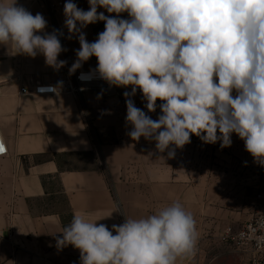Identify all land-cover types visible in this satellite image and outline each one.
<instances>
[{
    "label": "crops",
    "instance_id": "0c3cea01",
    "mask_svg": "<svg viewBox=\"0 0 264 264\" xmlns=\"http://www.w3.org/2000/svg\"><path fill=\"white\" fill-rule=\"evenodd\" d=\"M72 2L89 9L88 0ZM65 3L17 0L44 16V32H56L66 49L58 56L67 62L59 70L46 65L42 54L33 58L16 54L10 43L0 45V134L7 149L0 157V264H80L79 250L57 248L55 239L74 214L111 229L125 217H146L177 201L193 215L199 237L194 252L176 264H201L197 254L231 241L226 232L235 233L256 212L254 193L264 187V166L254 162L235 133L226 148L192 135L183 148L169 146L172 158L169 150L158 152L154 140L133 141L126 122L127 86H116L118 94L98 86L77 94H20L31 88L30 80H56L68 61L77 59L79 33L69 34L65 27ZM81 31L93 42L104 29L96 23ZM138 90L136 107L143 109ZM154 114L158 119L160 107Z\"/></svg>",
    "mask_w": 264,
    "mask_h": 264
},
{
    "label": "clouds",
    "instance_id": "9594fccd",
    "mask_svg": "<svg viewBox=\"0 0 264 264\" xmlns=\"http://www.w3.org/2000/svg\"><path fill=\"white\" fill-rule=\"evenodd\" d=\"M88 3L87 11L72 0L64 4L65 27L79 33L80 44L69 72L94 56L99 76L117 87L131 85V95L139 89L149 112L157 100L163 102L162 114L153 120L126 100L133 141L154 140L164 153L170 145L183 148L192 135L230 147L235 133L264 166V0ZM125 12L128 19L120 17ZM98 21L104 31L88 42L81 29ZM46 26L42 14L33 15L17 0L0 2V45L10 43L16 54L33 58L42 54L46 65L59 70L67 63L58 60L66 49L55 31L44 32ZM173 156L169 150L168 158ZM60 233L57 248L78 249L80 264H176L194 252L199 237L193 215L178 201L146 217H125L111 229L74 214ZM257 239L264 242V236Z\"/></svg>",
    "mask_w": 264,
    "mask_h": 264
},
{
    "label": "built area",
    "instance_id": "2783aa9c",
    "mask_svg": "<svg viewBox=\"0 0 264 264\" xmlns=\"http://www.w3.org/2000/svg\"><path fill=\"white\" fill-rule=\"evenodd\" d=\"M50 9H54L55 5L50 4ZM93 61L92 66H86L82 62V66L74 73H70L69 69L76 60L68 61V70L59 74L54 81H31L30 89H20V94L29 93L36 96L52 95L56 92H66L77 94L88 87L98 86L105 94H118V88L110 85L107 81L99 76L95 71L98 61L96 57H91ZM84 78L81 79V75ZM128 92L129 96L125 100L131 99L135 106L137 102L131 91L125 89L123 93ZM125 96V95H124ZM7 154V149L4 140L0 134V157ZM254 199L257 202L256 212L235 232L230 230L226 232V237L229 238L234 246V249L245 258L250 264H264V242H258V237L264 236V187L257 189L254 193ZM255 229V231H253ZM11 234H8V238Z\"/></svg>",
    "mask_w": 264,
    "mask_h": 264
},
{
    "label": "rangeland",
    "instance_id": "374dc122",
    "mask_svg": "<svg viewBox=\"0 0 264 264\" xmlns=\"http://www.w3.org/2000/svg\"><path fill=\"white\" fill-rule=\"evenodd\" d=\"M115 16V15H113ZM121 18L128 19L125 15L120 14ZM97 28L104 29V22L98 21ZM94 23V24H96ZM126 89H129L131 91L132 86H127ZM140 93L141 91L138 90ZM134 98L136 95H133ZM146 100H144L142 92H141V106L142 110H148L146 105ZM163 103L160 100H157L156 104L159 108L160 104ZM147 115H149L153 120L157 119V115L154 114V112H145ZM196 137V136H195ZM190 255V254H189ZM188 255V256H189ZM201 264H250L245 258H243L235 249L231 241H225V243L219 247H215V249L211 251H205L200 253L199 255H196Z\"/></svg>",
    "mask_w": 264,
    "mask_h": 264
}]
</instances>
